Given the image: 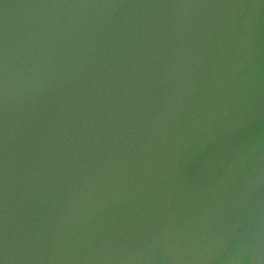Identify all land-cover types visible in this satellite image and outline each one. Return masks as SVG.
<instances>
[{
	"label": "water",
	"instance_id": "95a60500",
	"mask_svg": "<svg viewBox=\"0 0 264 264\" xmlns=\"http://www.w3.org/2000/svg\"><path fill=\"white\" fill-rule=\"evenodd\" d=\"M0 264H264V0H0Z\"/></svg>",
	"mask_w": 264,
	"mask_h": 264
}]
</instances>
